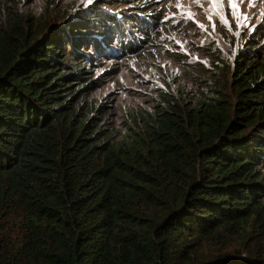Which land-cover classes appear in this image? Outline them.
<instances>
[{"label":"trees","instance_id":"obj_1","mask_svg":"<svg viewBox=\"0 0 264 264\" xmlns=\"http://www.w3.org/2000/svg\"><path fill=\"white\" fill-rule=\"evenodd\" d=\"M115 8L48 22L0 0V264H264V32L214 95L162 93L119 131L83 63L160 16Z\"/></svg>","mask_w":264,"mask_h":264},{"label":"rangeland","instance_id":"obj_2","mask_svg":"<svg viewBox=\"0 0 264 264\" xmlns=\"http://www.w3.org/2000/svg\"><path fill=\"white\" fill-rule=\"evenodd\" d=\"M127 1L129 5L122 6L120 0H93L91 4L87 0H17L25 14L39 16L46 11L45 20L48 22L54 21L53 17L59 21L62 18L60 12L70 7L73 10L72 13L69 10L70 16L93 6H116L119 12L115 14L137 16L141 10L159 14V24L149 32V37L144 31L130 37L136 51L118 58L109 54L112 50L103 48L102 55L96 60L83 63V68L97 80V85L87 96L96 110L95 121L119 131H136L138 115L147 114L162 93L182 96L181 100L186 104H193L199 95H214L206 92L207 89L225 87L223 70L228 74L236 53L248 44L249 38L264 32V0H244L242 4L234 0L238 9L231 8L229 0L222 3L217 0L215 5L212 0H200L199 4L192 0ZM177 3L182 7H176ZM141 6L146 7L141 9ZM189 11L195 14L194 19L187 18ZM181 13L185 16L182 17ZM210 13L213 16L211 21L207 18ZM220 15L227 17L228 24L220 22ZM236 15L239 19L235 18ZM127 22L125 27L129 31L138 27L137 20ZM200 23L207 31L198 26ZM259 37L264 40V33ZM122 41L125 44L127 39ZM114 43L111 44L113 49L120 46ZM110 69L116 73L107 74Z\"/></svg>","mask_w":264,"mask_h":264},{"label":"snow or ice","instance_id":"obj_3","mask_svg":"<svg viewBox=\"0 0 264 264\" xmlns=\"http://www.w3.org/2000/svg\"><path fill=\"white\" fill-rule=\"evenodd\" d=\"M92 2H93V0H87V3H88V4H91ZM192 2H193V3H196V4H199V3H200V0H192ZM222 2H223V0H221V3H222ZM239 2L242 4V3H244V0H239ZM216 3H217V0H212V4H213V5H215ZM229 3H230L231 8H233V9H238V4L235 3L234 0H229ZM176 7L179 8V7H182V5H181L180 3H177V4H176ZM181 16L184 17L185 14H184V13H181ZM186 16H187L188 19H194L195 14L189 11V12H187ZM207 18H208L209 21H211V20L213 19L212 14L210 13V14L208 15ZM235 18H236V19H239V16L236 15ZM220 22L223 23V24H228V19H227V17H226L225 15H220ZM198 26H199L200 28H204L205 31H207V29L205 28V25H204V24L200 23V24H198ZM212 27H213V29H215V28H216V24L213 23V24H212Z\"/></svg>","mask_w":264,"mask_h":264}]
</instances>
